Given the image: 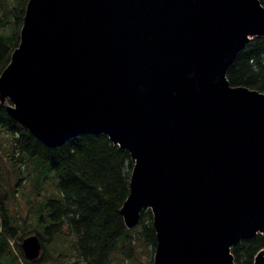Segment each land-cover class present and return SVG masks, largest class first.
<instances>
[{
    "label": "water",
    "instance_id": "95a60500",
    "mask_svg": "<svg viewBox=\"0 0 264 264\" xmlns=\"http://www.w3.org/2000/svg\"><path fill=\"white\" fill-rule=\"evenodd\" d=\"M256 37L261 0H28L0 102L48 148L90 134L130 153L120 213L152 212L153 264H236L264 237V92L227 73ZM21 249L38 259L39 237Z\"/></svg>",
    "mask_w": 264,
    "mask_h": 264
},
{
    "label": "trees",
    "instance_id": "16d2710c",
    "mask_svg": "<svg viewBox=\"0 0 264 264\" xmlns=\"http://www.w3.org/2000/svg\"><path fill=\"white\" fill-rule=\"evenodd\" d=\"M27 2L0 0V75L19 46ZM227 78L234 87L264 92L263 37L247 44ZM133 166L130 153L106 135H81L48 148L0 102V264H153L157 236L152 212L144 211L133 229L120 213L130 194ZM28 181L29 214L20 221L14 200L25 196ZM48 182L54 187L45 202ZM30 235L41 241V259L30 261L11 246ZM263 248L264 237L258 235L238 243L232 253L236 264H253Z\"/></svg>",
    "mask_w": 264,
    "mask_h": 264
},
{
    "label": "rangeland",
    "instance_id": "374dc122",
    "mask_svg": "<svg viewBox=\"0 0 264 264\" xmlns=\"http://www.w3.org/2000/svg\"><path fill=\"white\" fill-rule=\"evenodd\" d=\"M54 184H55V181H54ZM45 185H46V191L45 190L43 191V198L46 202L51 196V193L53 190V188H52L53 183L48 182V183H45ZM23 192H25L24 197L20 194V196L18 195L17 198L14 200V208H15V211H16L20 221H21L22 217H26V215L29 214L28 213L29 212L28 203H27V200H28L27 197L30 196V192H31V186L29 185V181H28V183H26V187H25ZM28 221L30 222V219H28ZM20 244H21V241H19V240H14L11 242V246L16 251V253H18L17 248L20 247ZM71 261L75 262L76 259L73 258V259H71ZM41 264H52V263L48 262V261H42Z\"/></svg>",
    "mask_w": 264,
    "mask_h": 264
},
{
    "label": "bare ground",
    "instance_id": "6f19581e",
    "mask_svg": "<svg viewBox=\"0 0 264 264\" xmlns=\"http://www.w3.org/2000/svg\"><path fill=\"white\" fill-rule=\"evenodd\" d=\"M28 131V130H27Z\"/></svg>",
    "mask_w": 264,
    "mask_h": 264
}]
</instances>
